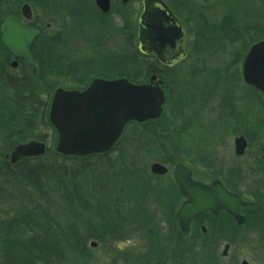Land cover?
Masks as SVG:
<instances>
[{
	"label": "trees",
	"instance_id": "trees-1",
	"mask_svg": "<svg viewBox=\"0 0 264 264\" xmlns=\"http://www.w3.org/2000/svg\"><path fill=\"white\" fill-rule=\"evenodd\" d=\"M257 2L251 0L248 8L242 5L241 11H236V8L227 10L217 24V37L222 41L224 37L229 38L228 41L233 43L247 33H254L250 44L263 37L264 23L261 25L260 18L264 16V11L261 14L257 9ZM56 7L60 17L67 14L69 32L64 37L57 35L51 46L42 48V81L50 85L55 75V64H65L71 72L78 69L100 71L103 78L126 77L132 82H144L154 73L164 80L163 75L168 71L135 48L136 19L140 10L138 0H129L125 4L112 3L110 12L118 7L120 25L116 29L109 19L110 12L101 13L93 0H56ZM175 8L172 6L181 20L182 17L177 14L180 9ZM189 17L193 21L194 32L204 37V31H208L209 27L200 16L189 13ZM181 22L188 31L186 21ZM89 28L100 36L105 33L109 40L114 38L113 33L121 39V52L106 57L95 69L73 62V55L67 51L72 38L92 43L84 35ZM216 28L211 26V30ZM10 89L11 95L4 97L0 104V131L5 147L32 138L47 144L52 142L53 129L46 119V102L40 97V90L36 86L23 88L19 85H10ZM131 124L135 123L131 122L127 127ZM119 143L104 153L82 157L62 155L48 146L43 155L23 157L15 164L2 162L0 178L26 190L30 197L24 199L22 214L1 224L0 264H87L83 237L100 242L122 239L124 225L133 223L145 231L152 249L161 254L156 219L145 205L151 197L154 200L159 198L166 208L170 229L176 231L173 216L179 195L176 184L170 179L169 186L174 188L168 193L156 189L144 176L147 174L156 179L159 176L141 173V178L135 179L133 176L139 169H134L133 165L126 167L127 175L123 174L124 160L116 151L121 149ZM118 173L121 178L116 175ZM102 175L107 180H103ZM128 179L131 181L129 187ZM183 249L184 252L192 251L188 246ZM141 264H160V260L151 262L145 257Z\"/></svg>",
	"mask_w": 264,
	"mask_h": 264
},
{
	"label": "rangeland",
	"instance_id": "rangeland-1",
	"mask_svg": "<svg viewBox=\"0 0 264 264\" xmlns=\"http://www.w3.org/2000/svg\"><path fill=\"white\" fill-rule=\"evenodd\" d=\"M121 1L112 0L113 3ZM165 1L172 11V6L173 8H179L181 11H186V13H181L179 10L177 14L188 25L185 44L188 56L181 64L163 75L167 99L161 117L146 124L126 126L119 143L121 149L116 151L124 160L125 171L123 174H128L126 167L129 165H133L134 169H139V172L137 171L133 176L135 179L141 178V173L155 175L150 171V166L154 162L170 169L168 175L159 176L157 179L147 174L144 176L151 182L152 187L168 193L174 188L171 185L169 186V183L171 182V169L175 163L181 162L187 165L195 170L197 175H201L200 173L203 171L208 173L213 166V162L217 161L215 160L217 156L222 159L217 162L219 166L227 165L226 159L229 158L230 154V141H228V138H226V147L219 148L218 145L211 144L216 141L219 142L223 129L226 127V123L223 124V122H229L228 117L222 114L221 111L225 112L227 110L228 112L229 109L245 110L249 113L248 121L251 125L259 121L262 123L264 122V114L261 111L260 120L259 109H264V96L260 91L246 84L242 78L243 59L251 45L250 39L253 37L251 35L254 33H247L246 36L231 43L228 41L229 38L224 37L223 41L219 39L216 32L217 24L221 22L227 10H235L236 8V11H241L242 5L245 4L248 8L251 0ZM256 5L262 14L264 0H258ZM189 13L200 16L205 25L209 27L208 31H204V37L194 32L193 21H191ZM63 16L62 18L57 14L54 30L60 37H64L69 32L70 20L67 14L64 13ZM109 16L116 29L120 25L118 7H114ZM260 21L262 25L264 23L263 15ZM211 26L216 29L211 30ZM84 35L92 43L86 44L81 39L72 38L73 41L68 45L69 50L67 49V51L69 55H73V62H79V64L95 69L106 57H112L114 53L121 52V39L115 37V33H113L114 38L112 40H109L105 33L102 36L97 35L93 28L85 31ZM263 38L264 36L260 39ZM70 50H73V52ZM41 62L43 63V60ZM55 65L53 67L55 75L52 77L50 85L46 83L47 81L38 82L40 97L45 99V109L47 110L55 87L81 89L92 80V77H102L100 71L90 72L78 69L71 72L65 68V64ZM108 71L112 72L111 69H108ZM10 95L11 93L7 89L1 90L0 88V99ZM203 111L209 114L203 115L201 119L205 126L199 129L195 122ZM210 113L213 114L212 119ZM2 135L0 131V166L2 162H9L7 156L14 148L13 145L5 147L1 138ZM54 142L52 136V142L48 144L53 150L55 147ZM212 151L213 154H211ZM116 175L120 178L122 176L120 173ZM102 179L107 180L104 175H102ZM128 183L129 187L131 184L129 179ZM27 197H30V194L26 190L0 178V227L1 224H5L22 214L24 199L26 200ZM149 201L145 208L149 212H153L156 219L157 224L155 226L161 240V254L152 249L145 231L137 228L133 223L124 225L125 235L122 239H108L100 242L96 239L86 240L83 237L82 243L88 256L87 264H141L145 257L150 258L151 262L160 260V264L214 263L213 259L211 261L210 258L208 260V258L201 255L195 256L194 251L184 252L183 248L186 245L168 225L166 208L159 201V198L154 200L151 197ZM177 204L178 199L174 209H176ZM1 243L2 233L0 232V251ZM92 243H95V245H92ZM252 258V264H256V259ZM230 259L224 260L225 264L231 263Z\"/></svg>",
	"mask_w": 264,
	"mask_h": 264
},
{
	"label": "water",
	"instance_id": "water-1",
	"mask_svg": "<svg viewBox=\"0 0 264 264\" xmlns=\"http://www.w3.org/2000/svg\"><path fill=\"white\" fill-rule=\"evenodd\" d=\"M128 0H122L126 3ZM137 18V50L143 55L155 54L156 61L169 68L185 57L184 29L181 22L163 0H140ZM101 13H108L111 0H94ZM3 27L2 41L16 56L33 64L30 45L37 30L19 26ZM245 83L264 92V40L253 43L242 63ZM162 80L156 74L146 83H133L125 77L112 80L94 78L83 90L57 88L51 98L48 120L57 131L54 150L62 155L82 157L108 151L129 122L143 123L159 118L165 94ZM243 141V142H242ZM236 152L241 154L244 140H236ZM46 144L30 140L17 144L8 155L11 164L21 157L43 155ZM153 174L164 175L167 168L154 162ZM180 193L186 198L175 211L179 230L188 231L189 222L200 212H217L224 208L235 214L233 205H243L219 181L204 184L193 180L191 170L182 163L175 164L172 173ZM95 245V243H92Z\"/></svg>",
	"mask_w": 264,
	"mask_h": 264
},
{
	"label": "flooded vegetation",
	"instance_id": "flooded-vegetation-1",
	"mask_svg": "<svg viewBox=\"0 0 264 264\" xmlns=\"http://www.w3.org/2000/svg\"><path fill=\"white\" fill-rule=\"evenodd\" d=\"M163 1L166 3L165 0ZM7 20L10 29L11 27L17 29L19 26H24L38 31L30 45L32 65L28 64L23 57L12 53L9 47L3 43V27ZM56 21V0H0L1 90L7 89L11 93L10 85H19L23 88L36 86L38 88V82L42 81V48L51 46V41L57 38V33L54 31ZM183 27L185 33L183 48L186 53L183 59L167 68L156 61L155 54L143 56L148 57L149 60L167 71L181 64L188 56L185 47L187 30L185 26ZM136 44L137 42H135V47ZM149 76L144 82L149 80ZM161 87L166 93L164 80ZM261 94L264 96L263 91ZM2 100L3 98L0 99V104ZM261 111L264 114V109H259L260 120ZM221 113L228 117L229 122H223V124L226 123V127L223 129L219 142L211 144L218 145L219 148L226 147V138H228L230 154L226 159L227 165L219 166L217 162L222 159L217 156L215 157L217 161L213 162L210 171L208 173L203 171L200 173L201 175H197L195 170L184 165L191 170L193 180L204 184L219 181L230 194L236 195L243 205L232 206L235 208V214L224 208L217 212H200L189 222L186 233L179 230L178 222L174 217L175 232L186 246L192 248L195 256L201 255L208 260L210 258L211 261L213 259V264H225L224 260L226 261L228 258H231V263L226 264H252V257L256 259V264H264V124H262L264 122L259 121L251 125L248 121L249 113L245 110L229 109L228 112L226 110ZM206 114L209 113L203 111L195 122L199 129L205 126L201 118ZM52 135L53 138H57L55 129H53ZM238 139L244 140V149L241 154L236 152L235 143ZM176 188L179 193L177 209L185 197L180 194L177 186ZM176 209L173 211V216H175Z\"/></svg>",
	"mask_w": 264,
	"mask_h": 264
}]
</instances>
